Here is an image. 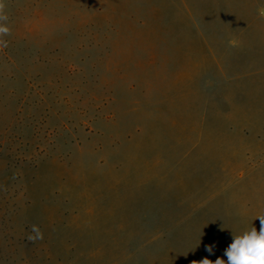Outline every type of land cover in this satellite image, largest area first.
Instances as JSON below:
<instances>
[{"label":"rangeland","instance_id":"1","mask_svg":"<svg viewBox=\"0 0 264 264\" xmlns=\"http://www.w3.org/2000/svg\"><path fill=\"white\" fill-rule=\"evenodd\" d=\"M6 5L0 264L227 261L259 231L264 0Z\"/></svg>","mask_w":264,"mask_h":264},{"label":"clouds","instance_id":"2","mask_svg":"<svg viewBox=\"0 0 264 264\" xmlns=\"http://www.w3.org/2000/svg\"><path fill=\"white\" fill-rule=\"evenodd\" d=\"M6 0H0V48H6L8 42L4 39L5 36L11 34V29L8 26L9 17L6 14ZM260 221V229L252 226L250 229L242 231L240 234L232 232V242L224 250L223 255L227 257V261L223 258H217L214 262L207 257L192 261L191 264H264V213L257 216ZM28 239L32 242L43 239V233L37 225H32ZM216 245H207L205 250L209 255L214 254Z\"/></svg>","mask_w":264,"mask_h":264}]
</instances>
